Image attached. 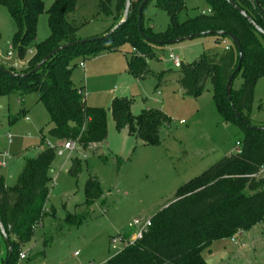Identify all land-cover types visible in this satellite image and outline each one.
I'll return each instance as SVG.
<instances>
[{
	"label": "rangeland",
	"instance_id": "1",
	"mask_svg": "<svg viewBox=\"0 0 264 264\" xmlns=\"http://www.w3.org/2000/svg\"><path fill=\"white\" fill-rule=\"evenodd\" d=\"M53 1L42 0L35 38L26 46L21 60L11 47L15 24L0 4V65L11 72L27 67L35 45L49 36L46 10ZM97 1L75 0L68 20L77 26L78 39L100 37L107 28L109 22L98 14ZM206 10L204 0H186L178 19L183 21ZM168 23L165 10L149 0L142 10L143 28L162 32ZM216 38L221 36L206 34L163 45L148 42L149 48L144 50L151 55L137 51L128 42L98 48L93 54L88 46V52L73 58L69 68L72 85L84 86L85 104L105 111L106 139L92 151L63 149L48 134L50 116L35 93H0V160H5L0 176L4 184L12 186L24 160L38 151L54 147L55 153L45 214L31 238L20 245L26 257H15L12 264H105L122 247L113 240L134 231V219L150 218L181 185L241 147L243 131L222 119L213 102L210 82L206 81L199 96L184 95L176 81L178 68L169 59L173 54L184 64L192 63L208 48L223 45ZM260 40L264 43L261 36ZM9 50L11 56H7ZM132 54L137 57L135 63L140 59L145 62L143 76L130 73ZM80 61L84 67L78 65ZM161 71L169 74L158 80L154 74ZM240 84L241 77L236 75L231 88ZM122 96L133 99V116L153 109L165 114L169 122L160 131V143L143 144L127 130L116 129L109 105L114 97ZM249 126L264 127V76L257 78L253 88ZM75 158L79 169L71 174L69 168ZM260 176H264V169L258 173ZM90 177L97 179L101 194L85 205V185ZM69 213L81 215L73 221L66 219ZM201 256L207 264H264V222L241 231L236 242L229 238L212 241L202 249Z\"/></svg>",
	"mask_w": 264,
	"mask_h": 264
},
{
	"label": "trees",
	"instance_id": "2",
	"mask_svg": "<svg viewBox=\"0 0 264 264\" xmlns=\"http://www.w3.org/2000/svg\"><path fill=\"white\" fill-rule=\"evenodd\" d=\"M141 1L130 0L127 18L111 34L72 44L48 58L39 69L31 71L54 47L78 39L77 26L68 20V15L74 11L75 0H54L46 10L49 36L35 45L27 67L14 72L29 74L11 75L0 69V93L17 96L35 93L50 116L52 126L48 134L57 139L59 145L61 141L72 140L83 151L94 150L106 139L105 111L85 104L84 86L77 88L72 85L69 80L71 61L88 50L93 54L98 48H111L122 42L151 55L144 50L149 45L137 27V7ZM204 1L208 5V13L201 12L179 21L178 13L185 7L186 0H155V5L167 13L169 23L162 32L154 33L150 27L143 26L142 31L147 37L161 40L208 30H225L237 37L242 60L234 77L240 75L241 84L235 89L230 87V97L246 125L236 117L224 91L226 80L238 59L236 48L227 37L216 38L218 43L226 41L227 49L223 43L208 48L192 63L181 62L176 81L182 93L192 97L199 96L206 81L210 82L213 102L222 119L237 124L243 131L241 147L181 185L174 197L150 217V226L143 236L121 248L105 264H207L201 251L212 241L230 238L237 231L248 230L264 222V176L257 177L264 165V130L247 127L253 88L257 78L264 76V43L260 40L261 35L227 0ZM231 1L264 30V14L256 9L253 0ZM124 2L97 1L98 14L104 15L109 22L103 35L121 20ZM0 4L15 24L11 47L15 50V57L21 60L26 54V46L35 38L42 0H0ZM259 4L264 8L262 0ZM136 58L132 54L130 73L140 77L145 74V62L140 59L135 63ZM0 67L9 70L3 65ZM168 74V71H161L154 76L163 80ZM132 103L133 99L125 96L111 100L109 111L116 129L127 130L143 144L160 143V131L169 119L157 109L142 110L133 116ZM54 156V147H48L25 159L12 186H6L0 176V221L12 248L8 259L7 247L0 235V264H5L7 259L6 264H12L15 257L18 258L20 245L31 238L34 227L44 216L49 170ZM78 169V159H72L69 172L77 174ZM85 194V205H90L101 194L97 179L90 177L87 180ZM80 215L69 214L66 219L75 221ZM2 249L4 254L1 255Z\"/></svg>",
	"mask_w": 264,
	"mask_h": 264
},
{
	"label": "water",
	"instance_id": "3",
	"mask_svg": "<svg viewBox=\"0 0 264 264\" xmlns=\"http://www.w3.org/2000/svg\"><path fill=\"white\" fill-rule=\"evenodd\" d=\"M231 5L232 7H234V9H236V11L242 16L244 17L247 22L264 38V30L258 26L254 21L253 19L246 14L245 11L241 10L239 7H237V5L232 2L231 0H227ZM148 2V0H142L138 7H137V15H136V21H137V27H138V31L140 33V35L149 43H153V44H173V43H178V42H181V41H184V40H189V39H192L194 37H198V36H201V35H206V34H209V35H218V36H225L227 38L230 39V41L232 42V44L235 46L236 48V51H237V56H238V59H237V62H236V65L233 69V71L229 74L227 80H226V83H225V87H224V91H225V95L227 97V100L229 101L230 103V106L232 108V110L234 111L236 117L238 119L241 120V123L246 125V123L241 119L240 117V113L237 111V109L235 108L234 104L232 103L231 101V97H230V87H231V82L234 78V75L238 72L239 68H240V64H241V60H242V49H241V45L239 43V40L237 39V37L232 34L231 32L229 31H225V30H208V31H202V32H197V33H194V34H189V35H185L183 37H177L175 39H168V40H161V39H156V38H152V37H147L144 35L143 31H142V10L144 8V6L146 5V3ZM254 2V6L256 7V9L264 14V8H262L259 4V0H253ZM129 9H130V0H125L124 2V8H123V16L121 18V20L118 22L117 25H115L113 28H111L106 34L104 35H101L100 37H96V38H104L106 37L107 35L111 34L112 31L118 26L120 25L126 18H127V15H128V12H129ZM88 40H91V39H77V40H73L71 42H68L66 44H62V45H59L57 47H54L52 50H50L36 65L35 67L31 70V71H35L37 69H39L41 67V65L46 61L48 60V58H50L51 56H53L55 53L63 50L64 48L68 47V46H71L72 44H75V43H81V42H85V41H88ZM0 69H2L3 71L11 74V75H17V76H23V75H28L29 73H14V72H11L9 71L8 69H3L0 67ZM247 127L249 129H255V130H264V127H259V128H255V127H251L249 125H247ZM0 235L7 247V252H8V259L11 257L12 255V248H11V243H10V240H9V237L6 233V230L4 228V226L2 225L1 221H0ZM7 259V261H8ZM7 261L5 262V264L7 263Z\"/></svg>",
	"mask_w": 264,
	"mask_h": 264
},
{
	"label": "built area",
	"instance_id": "4",
	"mask_svg": "<svg viewBox=\"0 0 264 264\" xmlns=\"http://www.w3.org/2000/svg\"><path fill=\"white\" fill-rule=\"evenodd\" d=\"M208 12H209V9L204 11V12H202V13H208ZM223 43L225 45V48L227 49L228 48L227 42L223 41ZM7 56H11V51L10 50L7 52ZM169 59L173 62V65L176 68H178L180 66L181 61L175 55L169 54ZM78 65L80 67H83L84 63L82 61H80L78 63ZM61 145H62L63 149H68V150H75L77 148L80 149V147L76 143V141H72V140H69V141H66V142H62ZM2 156L4 157L5 153H3ZM4 164H5V160L4 161L0 160V166H2ZM263 169H264V165L261 166V168L259 169V173L262 172ZM131 225L134 227V231L130 235H128L127 237L126 236H117V238L113 240V242L119 241L122 244L121 248H123L124 246L132 244L134 241L140 239L143 236V234L147 231L148 227L150 226V218L134 219L132 221ZM240 234H241V231L235 232L229 238L230 241L236 242V237L240 236ZM74 254L76 255L77 252H75ZM25 257H26L25 252L20 251L18 253V259H23ZM89 264H92V263H89Z\"/></svg>",
	"mask_w": 264,
	"mask_h": 264
},
{
	"label": "crops",
	"instance_id": "5",
	"mask_svg": "<svg viewBox=\"0 0 264 264\" xmlns=\"http://www.w3.org/2000/svg\"><path fill=\"white\" fill-rule=\"evenodd\" d=\"M84 67V66H83ZM160 92H157V94H159ZM7 186V185H6ZM69 214H71V213H69ZM68 214V215H69ZM74 214H76V213H74ZM20 251H22V252H24L23 250H22V247L19 249ZM75 253V252H74ZM2 254H4V249H2V251H1V255ZM75 255V254H74ZM77 255V254H76ZM24 259V258H23ZM22 260V259H21Z\"/></svg>",
	"mask_w": 264,
	"mask_h": 264
}]
</instances>
